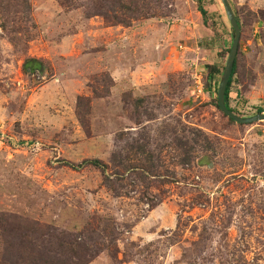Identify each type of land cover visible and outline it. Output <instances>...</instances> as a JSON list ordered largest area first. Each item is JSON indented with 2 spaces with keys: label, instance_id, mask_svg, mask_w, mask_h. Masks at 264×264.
Segmentation results:
<instances>
[{
  "label": "rangeland",
  "instance_id": "1",
  "mask_svg": "<svg viewBox=\"0 0 264 264\" xmlns=\"http://www.w3.org/2000/svg\"><path fill=\"white\" fill-rule=\"evenodd\" d=\"M116 1L0 0V232L10 214L38 238L69 234L93 248L88 264H264V122H230L222 74L206 84L232 45L220 0H145L153 16L128 25ZM228 2L242 27L230 107L249 118L264 111V0ZM179 140L198 152L189 168ZM132 142L167 178L144 196L69 165L109 164ZM4 249L0 236L10 263Z\"/></svg>",
  "mask_w": 264,
  "mask_h": 264
},
{
  "label": "trees",
  "instance_id": "2",
  "mask_svg": "<svg viewBox=\"0 0 264 264\" xmlns=\"http://www.w3.org/2000/svg\"><path fill=\"white\" fill-rule=\"evenodd\" d=\"M112 4L113 6L111 7L118 14V16L114 15V17L118 19L122 16L124 20L121 19V23L124 25L130 24L132 19H138L141 15L145 16L144 18L148 15L153 16V10H150V13L146 14L148 4L145 0H118ZM200 12L204 19L207 20L206 11L200 7ZM261 13L264 15V11ZM236 19L242 30L240 20L237 16ZM262 20H264V17H262ZM229 52L230 49L226 53ZM28 63L39 64L35 60H29V62L24 64V71H26ZM238 65L237 53L233 72L225 94L226 107L234 114H236L235 111L230 107V95L234 78L239 74ZM221 74L222 70L217 66L207 65L206 84L211 86L216 76ZM216 106L219 109L217 103ZM263 112L262 109L258 110V114ZM229 121L234 123L230 119ZM179 141L180 143L176 145L178 151L175 156L178 161L176 166L189 168L195 162L198 152L196 147L188 141ZM156 158L157 156L148 143L132 142L127 149V153L112 154L109 164L99 160H86L79 165H69L74 170L85 167L98 170L102 175V185L114 197H128L132 188L135 189L137 184L144 188V196L150 190V186L146 184L149 179L151 181L158 180L160 183L167 181V178H164L165 175H162L160 172V166L155 161ZM149 202L153 206L152 201ZM22 222H24L22 218L10 214L3 219L5 228L0 232V236L5 245L4 254L11 258V261L10 263L1 261L0 264H88L92 260L93 254L91 253L93 248L88 244L78 242L76 237L62 233L60 236L63 239L60 240L55 234L48 233L45 238L43 236L38 238L42 232L38 228H32L26 232L31 225L25 229L24 225L26 223ZM23 231H25L24 234ZM104 232L105 235H108L107 229ZM110 237L113 238L112 232L110 233ZM67 238L71 239L67 241ZM99 246L100 244H96L95 248L97 249Z\"/></svg>",
  "mask_w": 264,
  "mask_h": 264
},
{
  "label": "water",
  "instance_id": "3",
  "mask_svg": "<svg viewBox=\"0 0 264 264\" xmlns=\"http://www.w3.org/2000/svg\"><path fill=\"white\" fill-rule=\"evenodd\" d=\"M225 16L227 18V21L230 25V28L233 32V39H232V45L230 48V52L224 67V71L221 76L220 84L217 90V104L219 107V110L230 120L237 124H243V125H250L257 122H264V113L256 114L253 117L245 118L240 117L233 112H231L227 107L225 103V94L227 90V86L229 83V80L231 78L235 59L238 53L239 48V42L241 37V29L240 25L236 19V15L233 12L228 0H220Z\"/></svg>",
  "mask_w": 264,
  "mask_h": 264
}]
</instances>
